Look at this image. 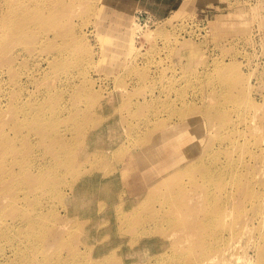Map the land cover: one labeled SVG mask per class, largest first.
Returning <instances> with one entry per match:
<instances>
[{
	"label": "rangeland",
	"instance_id": "obj_1",
	"mask_svg": "<svg viewBox=\"0 0 264 264\" xmlns=\"http://www.w3.org/2000/svg\"><path fill=\"white\" fill-rule=\"evenodd\" d=\"M43 1L0 0V264H264V0Z\"/></svg>",
	"mask_w": 264,
	"mask_h": 264
},
{
	"label": "bare ground",
	"instance_id": "obj_2",
	"mask_svg": "<svg viewBox=\"0 0 264 264\" xmlns=\"http://www.w3.org/2000/svg\"><path fill=\"white\" fill-rule=\"evenodd\" d=\"M37 1H39V0H37ZM64 1V0H63ZM63 1L62 0H53V2L52 3H49L48 1H43V2H40V3H38L37 5H35L34 6V9L33 10H37V11H41V10H43V11H41V12H43L44 13V11L47 9H49L50 8V10H51V8L53 9V8H58V9H60V6H65V3H63ZM50 2H51V0H50ZM71 2H73L72 0H71ZM57 4V5H56ZM24 5V4H23ZM13 7V6H12ZM15 7V6H14ZM23 7V6H22ZM10 8H11V6H10ZM9 8V9H10ZM21 8V7H20ZM8 9V10H9ZM14 10V9H13ZM54 10V9H53ZM52 10V11H53ZM56 10V9H55ZM12 11V10H11ZM20 11V10H19ZM36 11V12H37ZM49 11V10H48ZM7 12V11H6ZM27 12V11H26ZM30 12V11H29ZM33 12V11H32ZM31 12V13H32ZM46 12V11H45ZM51 12V11H50ZM53 12H55V11H53ZM57 12V11H56ZM58 12H59V10H58ZM1 13V12H0ZM3 13V12H2ZM1 13V14H2ZM8 13H9V11H8ZM13 13H15V12H13ZM25 13V12H24ZM38 13V12H37ZM35 13H33V15H34ZM45 14V13H44ZM53 14H56V13H53ZM52 15V14H51ZM2 16H5V14H2ZM2 16H0V22H1V24H2V26L4 25L5 26V28H6V25L8 26L7 28H9V29H7V30H4L3 28H2V26H0V28L1 29H3V31H11V32H6L5 34H4V36L5 37H8V38H10V37H19L21 34H25V32L27 33V31H29V30H31L32 28V26H31V24L29 23V20H27L28 22H26V23H24L23 21L24 20H26L27 19V17H25V18H23V20L22 19H14L13 21H11L9 18V20L11 21V23H12V25L10 26V22H7L8 20H4V17H2ZM9 16V15H8ZM23 16V15H22ZM25 16V15H24ZM53 16V15H52ZM7 17V16H6ZM11 17V16H10ZM14 17V16H13ZM48 17V16H47ZM51 17V16H50ZM31 18V17H30ZM39 19V18H38ZM45 20H47V19H45ZM49 20V19H48ZM51 20V19H50ZM53 20V19H52ZM16 21H17V23H16ZM32 21V20H31ZM44 21V20H43ZM33 22V21H32ZM37 22V21H36ZM46 22V21H45ZM41 22H39V24H40ZM0 24V25H1ZM16 24V25H15ZM33 24V23H32ZM37 24H38V22L36 23V27H37ZM33 25H35V23L33 24ZM51 25V24H50ZM39 26V25H38ZM35 30L37 29V28H34ZM56 29V28H55ZM35 30L33 31V29L31 30V31H33V33H35ZM49 30H51V29H49ZM1 32V31H0ZM37 32V31H36ZM3 34V33H2ZM59 34V33H58ZM69 34V33H68ZM10 36V37H9ZM28 36V35H27ZM1 38V37H0ZM4 40H5V38H3ZM46 39V38H45ZM7 40V39H6ZM35 40H37V39H35ZM6 42V41H5ZM3 43V42H2ZM48 43H50V42H48ZM1 44V43H0ZM28 44V43H27ZM43 45V44H42ZM71 47V46H70ZM74 47H75V45H74ZM27 48V47H26ZM76 48V47H75ZM2 49V48H1ZM43 49V48H42ZM41 49V50H42ZM66 49V48H65ZM76 50V49H75ZM75 52V51H74ZM77 52V51H76ZM39 53V52H38ZM64 55V54H63ZM53 56H55V55H53ZM57 56H58V54H57ZM69 56V55H68ZM76 56H77V54H76ZM51 57H52V54H51ZM56 57V56H55ZM34 58V57H33ZM48 58V57H47ZM61 58H62V56H61ZM80 58V57H79ZM66 59V58H65ZM49 60V59H48ZM60 60V59H59ZM62 61V60H61ZM65 62V61H64ZM67 62V61H66ZM60 64V63H59ZM64 64H66V63H64ZM59 66V65H58ZM3 70V69H2ZM72 76V75H71ZM18 105V104H17ZM30 105V104H29ZM34 105V104H33ZM33 105L31 106L32 107V109H34L33 108ZM40 105H42V104H40ZM62 106V105H61ZM19 107V106H18ZM29 107V106H28ZM17 108V107H16ZM20 108V107H19ZM22 108V107H21ZM23 108H24V106H23ZM43 108V107H42ZM41 108V109H42ZM18 109V108H17ZM39 109V108H38ZM37 109V110H38ZM45 109V108H44ZM19 110V109H18ZM30 111V110H29ZM41 111H43V110H41ZM18 112V111H17ZM32 112H33V110H32ZM38 112V111H37ZM45 112V111H44ZM253 112H255V111H253ZM23 113V112H22ZM29 113V112H28ZM47 113V112H46ZM54 113H56V111L54 112ZM33 115V114H32ZM47 115V114H46ZM253 115V117L252 118H254L255 119V117H254V114H252ZM28 116V115H27ZM30 116V115H29ZM244 116H246V115H244ZM256 116V115H255ZM33 117V116H32ZM35 117V116H34ZM46 117V116H45ZM239 117V116H238ZM22 118H23V116H22ZM257 118V117H256ZM247 119H248V116H247ZM250 119V118H249ZM249 119H248V121H249ZM253 119V120H254ZM36 120H37V118H36ZM246 120V119H245ZM256 120V119H255ZM39 121V120H38ZM56 121V120H55ZM247 121V120H246ZM32 122V121H31ZM245 122V121H244ZM255 122V121H254ZM247 123V122H246ZM251 123H253V121L251 122ZM250 123V124H251ZM33 124V123H32ZM81 124V123H80ZM79 124V125H80ZM255 125H259V124H257V123H254ZM30 125V124H29ZM249 125V124H248ZM19 126V125H18ZM36 126V125H35ZM260 126V125H259ZM20 127V126H19ZM23 127V126H22ZM26 127V126H25ZM34 127V126H33ZM191 127H193V126H191ZM254 127V126H253ZM27 128H28V126H27ZM181 128V127H180ZM256 128V127H255ZM258 129V128H257ZM260 129V128H259ZM21 130V129H20ZM23 131H25L24 129H23ZM179 131V130H178ZM32 132V131H31ZM57 132V131H56ZM166 132V131H165ZM164 132V133H165ZM27 133H29V132H27ZM185 133V132H184ZM18 134V133H17ZM21 134V133H20ZM193 134V133H192ZM4 135H5V133H4ZM6 135H7V133H6ZM5 135V136H6ZM33 135V134H32ZM37 135V134H36ZM179 135V134H178ZM188 135V134H187ZM22 136H24V135H22ZM28 136H29V134H28ZM58 136V135H57ZM63 136V135H62ZM163 136H167V134L166 135H163ZM170 136V135H169ZM168 136V137H169ZM16 137V136H15ZM20 137V136H19ZM39 137V136H38ZM177 137V136H176ZM192 137H193V135H192ZM2 138V137H1ZM11 138H13V135H11ZM17 138V137H16ZM22 138V137H21ZM18 139V138H17ZM3 140V139H2ZM6 140V139H5ZM4 140V141H5ZM19 140V139H18ZM23 140V139H22ZM39 140V139H38ZM162 140V139H161ZM9 141V140H8ZM14 141V140H13ZM12 141V142H13ZM175 141V140H174ZM188 141V140H187ZM10 143H11V139H10V141H9ZM15 142V141H14ZM168 142V141H167ZM5 143V142H4ZM8 143V142H7ZM16 143V142H15ZM237 143H239V141L237 142ZM236 143V144H237ZM160 144V143H159ZM177 144V143H176ZM179 144V143H178ZM177 144V145H178ZM234 144V143H233ZM6 145H8V144H6ZM11 145H13V144H11ZM17 145V144H16ZM172 145V144H171ZM176 145V146H177ZM240 146H242V144L240 145ZM7 147V146H6ZM14 147V146H13ZM18 147H20V145L18 146ZM171 149H173V148H171ZM175 149V148H174ZM120 150V149H119ZM197 150V149H196ZM10 151H12V149L10 150ZM181 152V151H180ZM177 153V152H176ZM195 154V153H194ZM60 155V153L58 154V156ZM179 155V154H178ZM5 156V155H4ZM9 156V155H8ZM168 157H170L169 155H167ZM11 157V156H10ZM57 157V156H56ZM185 157V156H184ZM59 158V157H58ZM1 159V158H0ZM2 159H4V158H2ZM177 159V158H176ZM171 160V159H170ZM173 160V159H172ZM184 160V159H183ZM186 160V159H185ZM13 162V161H12ZM16 162V161H15ZM18 162H19V160H18ZM169 162V161H168ZM173 162V161H172ZM220 162V161H219ZM1 163V162H0ZM3 163V162H2ZM225 163V162H224ZM219 164V163H218ZM221 164V163H220ZM1 165V164H0ZM6 165H10L9 163L8 164H6ZM20 165V164H19ZM241 165V164H240ZM225 166V165H224ZM228 167H230V166H228ZM233 167V166H232ZM2 168H4V167H2ZM225 167H223V169H224ZM57 169V168H56ZM150 169V168H149ZM156 169H158V168H156ZM212 169V168H211ZM234 169V168H233ZM232 169V170H233ZM238 169V168H237ZM237 169H234V170H237ZM243 169V168H242ZM233 170V171H234ZM14 171V170H13ZM16 171V170H15ZM152 171V170H151ZM155 171V170H154ZM157 171V170H156ZM160 171V170H159ZM210 170L208 169L207 170V172H209ZM213 171V175H215L216 173L214 172V170H211V172ZM229 171V170H228ZM239 171H242V170H239ZM1 172H2V170H1ZM12 172V171H11ZM219 172V171H218ZM215 173V174H214ZM235 173H238L237 171L235 172ZM239 173H241V172H239ZM39 174V173H38ZM19 175V174H18ZM145 175V174H144ZM213 175H212V180H210V179H208V181H210V182H212L214 179H213ZM203 176H205V175H203ZM232 176V175H231ZM146 177V176H145ZM215 177V176H214ZM165 178V177H164ZM216 178V177H215ZM230 178V177H229ZM233 178V177H232ZM226 179V178H225ZM235 179V178H234ZM1 180H3V179H1ZM222 180V179H221ZM215 181V180H214ZM224 182V181H223ZM222 182V183H223ZM227 182V181H226ZM235 182H237V180L235 181ZM221 183V184H222ZM233 183H234V181H233ZM240 184H241V182H240ZM39 185V184H38ZM47 185V184H46ZM234 187V186H233ZM39 188V187H38ZM251 191V190H250ZM251 195H254V197H256V196H259V195H261V192H258V191H254V194H252V193H250ZM208 197H209V194H208ZM210 198V197H209ZM13 203H14V201H13ZM223 203V202H222ZM220 209V208H219ZM227 209H228V207H227ZM232 213V212H231ZM227 218V217H226ZM226 221V220H225ZM43 237V236H42ZM39 243V242H38ZM230 247V246H229ZM229 247H227L226 249H229ZM226 249H224L223 251H225ZM212 256H217L216 254L215 255H212ZM215 257H212V258H215ZM209 260H211V258L209 259ZM227 264V263H226Z\"/></svg>",
	"mask_w": 264,
	"mask_h": 264
},
{
	"label": "crops",
	"instance_id": "obj_3",
	"mask_svg": "<svg viewBox=\"0 0 264 264\" xmlns=\"http://www.w3.org/2000/svg\"><path fill=\"white\" fill-rule=\"evenodd\" d=\"M124 1L129 2L130 4H133V1H136V0H124ZM144 1L147 3L148 7L153 10V8H155V7L157 8L159 5H161V3H163L164 0H137L136 2L138 3V6H141V5L145 4ZM112 129H113V127H112ZM114 129H116V128L114 127ZM115 131H116V133L118 132L117 130H115ZM113 134H115V132H113Z\"/></svg>",
	"mask_w": 264,
	"mask_h": 264
}]
</instances>
